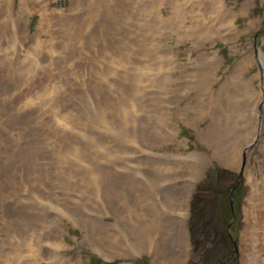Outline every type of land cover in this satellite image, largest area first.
<instances>
[{"label": "rangeland", "instance_id": "rangeland-1", "mask_svg": "<svg viewBox=\"0 0 264 264\" xmlns=\"http://www.w3.org/2000/svg\"><path fill=\"white\" fill-rule=\"evenodd\" d=\"M220 2L0 0V264H264V0Z\"/></svg>", "mask_w": 264, "mask_h": 264}, {"label": "bare ground", "instance_id": "bare-ground-1", "mask_svg": "<svg viewBox=\"0 0 264 264\" xmlns=\"http://www.w3.org/2000/svg\"><path fill=\"white\" fill-rule=\"evenodd\" d=\"M213 1H214V0H213ZM216 3L218 4L219 7H223V6H222V3L220 2V0H216ZM219 7H218V8H219ZM211 8H212V7H211ZM215 8H216V7H215ZM216 11H217V10H216ZM218 11H219V10H218ZM227 14H228V13H227ZM227 16H228V15H227ZM220 17H221V16H220ZM223 17H224V16H223ZM221 19H222V18H221ZM221 19H220V20H221ZM225 21H226V20H225ZM217 22H218V21H217ZM210 23H211V22H210ZM210 23L208 22L207 24L210 25ZM216 24H218V23H216ZM218 25H219V24H218ZM209 27H211V26H209ZM213 29H214V28H213ZM203 30H204V29H203ZM207 31H208V30H207ZM211 44H212V43H211ZM211 44H210V45H211ZM207 53H208V52H207ZM233 147H234V146H233ZM231 148H232V146H231ZM231 148H230V149H231ZM232 149H233V148H232ZM234 149H235V148H234ZM240 149H241V151H239V152H241V154L239 155V156H240V167H243L244 164L241 165V158H242L241 155L244 154V152H246V151L248 150V148L245 149V148L243 147V148H240ZM233 151H234V153L231 155V158H233V159H232L233 161H231V160H230V162H229V161H226V162H228V163H226V165H227V164H229V166H233V165H231V164H235V165H236L235 157H236V155H237L238 153H237V151H235V150H233ZM233 151H232V152H233ZM229 153H230V152H229ZM227 154H228V153H227ZM234 154H235V155H234ZM229 156H230V155H229ZM243 156L245 157V156H246V153H245ZM227 157H228V155H227ZM224 158H225V157H224ZM228 158H229V157H228ZM238 163H239V162H238ZM235 165H234V167H236ZM237 167L240 168L239 165H238ZM237 167H236V168H237ZM236 183H237V182H236ZM252 185H253V184H252ZM249 195H250V194H249ZM249 197H251V196H249ZM246 200H247V199H246ZM249 202H250V201H248V203H249ZM248 203H247V204H248ZM247 204H246V205H247ZM248 207H249V206H248ZM244 208H245V207H244ZM248 210H249V209H245V210H244L245 213H247V215H248L249 212H246V211H248ZM155 220H156V219H155ZM154 222H155V221H154ZM92 242H94V241H92ZM241 244H242V243H241ZM148 245H149V244H148ZM142 246H143V245H142ZM144 246H145V245H144ZM99 247H100V246H99ZM101 247H102V246H101ZM151 247H152V245H151ZM104 248H105V247H104ZM149 248H150V247H149ZM149 248H147V250L145 249V251H147V252L149 251V253L151 254V257H152L151 259H153L154 264H155V263H156V264L161 263L162 261L160 262V259H161V256H162V252L159 251V247L155 246L154 248H151V249H149ZM100 249H101V248H100ZM140 249H143V250H144V247H142V248H140ZM101 250H102V249H101ZM54 251H55V250H54ZM103 251H104V250H103ZM103 251H102L103 257H105V258H107V259L112 258V257H114V256H116V255H122V253H123V252L120 253V252L118 251L119 253L116 252L117 254L115 255L114 252H105V251L103 252ZM130 252H131V251H130ZM132 252H133V251H132ZM125 254H126V253H125ZM126 255H127V254H126ZM127 256H129V255H127ZM157 258H159V260H158ZM158 261H159V262H158Z\"/></svg>", "mask_w": 264, "mask_h": 264}, {"label": "water", "instance_id": "water-1", "mask_svg": "<svg viewBox=\"0 0 264 264\" xmlns=\"http://www.w3.org/2000/svg\"><path fill=\"white\" fill-rule=\"evenodd\" d=\"M242 160V163H241V165L243 164V163H245V160L242 158L241 159ZM241 169V168H240ZM240 178V175H238L237 177H236V181L238 180ZM233 244V243H232ZM234 245V244H233Z\"/></svg>", "mask_w": 264, "mask_h": 264}]
</instances>
